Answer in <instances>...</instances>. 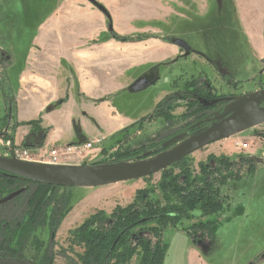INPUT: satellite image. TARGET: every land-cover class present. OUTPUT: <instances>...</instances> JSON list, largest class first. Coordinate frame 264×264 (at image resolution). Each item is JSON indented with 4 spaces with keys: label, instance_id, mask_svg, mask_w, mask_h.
Listing matches in <instances>:
<instances>
[{
    "label": "rangeland",
    "instance_id": "rangeland-1",
    "mask_svg": "<svg viewBox=\"0 0 264 264\" xmlns=\"http://www.w3.org/2000/svg\"><path fill=\"white\" fill-rule=\"evenodd\" d=\"M262 1L248 0L251 9L244 12L242 5L234 0H137L134 11V24L139 29L137 35L131 38L111 29V36L116 34L129 39L136 38L138 41L166 38L171 45V57L163 61L155 59L135 71L140 77L145 71L154 70L159 79L147 89L129 95L132 98L130 111L139 118L129 136L123 135L121 140L110 146L102 145L98 155L76 165L111 163L116 154L123 150L140 148L151 143L152 139H167L171 134V142L177 144L182 139L177 130L184 124V119L192 121L194 115H188L189 111L185 106L181 107V104L180 108H173L179 104L177 101L171 105L168 117H155L154 111L158 102L166 95L177 97L178 92L190 90L188 83L193 78L203 84L206 81L215 88L220 97L235 99L259 91L264 86V47L259 54L254 44L258 48L264 46V19L260 14ZM42 2L43 0H0V25L6 21V12L10 11V16L15 18L24 5L33 6ZM109 26H113L112 21H109ZM174 39H181L193 51L219 63V69L198 56L184 58L185 52L173 44ZM148 44L153 46L155 56L156 52H161L159 47L166 46L157 40ZM217 101L206 100L204 104H215ZM230 104L223 105L215 114L218 117L225 116L231 110ZM116 105L120 110L125 108L120 104ZM3 108L4 104L0 100L1 116V112H5ZM153 113L155 116L151 119L141 120L143 115L147 117ZM1 122L0 118V130L4 127ZM12 132L11 128L5 134L11 135ZM2 139L0 135V155L5 156L6 142ZM237 139L250 143L251 150L238 152L234 148ZM212 148L221 154L219 156L232 159L238 156L253 158L256 163L255 173L223 188V193L229 197V204L220 214L203 217L202 212L197 209L191 213L192 219L182 220L177 228L167 227L163 233L164 241L168 244L164 264H264V124L222 140ZM208 150L210 149H203L189 157V165H192L195 174L199 173L201 163L208 162L209 158L205 157ZM252 152L254 154L249 156ZM161 180L162 172L148 178L106 187L60 190V195L64 193L70 197L71 211L61 221L55 236H51L49 228L46 227L44 230L40 229L35 237H31L23 249L24 256L26 259L37 257L40 260L43 255H47L52 264H81L77 253H82L83 249L71 245L72 232L96 212L111 214L117 207L132 204L138 190L156 189L161 195ZM6 195L0 196V199ZM239 206H243L244 214L219 222V228L211 240L194 244L183 232V229L201 220L227 219ZM18 210L17 202L1 205L0 217L5 224L16 218L21 219L25 208ZM140 261L141 255L136 254L125 264H139Z\"/></svg>",
    "mask_w": 264,
    "mask_h": 264
},
{
    "label": "crops",
    "instance_id": "crops-1",
    "mask_svg": "<svg viewBox=\"0 0 264 264\" xmlns=\"http://www.w3.org/2000/svg\"><path fill=\"white\" fill-rule=\"evenodd\" d=\"M234 1L244 12L251 9L248 0ZM95 4L103 6L110 18ZM262 4L264 19V0ZM136 8L137 0H43L24 5L15 18L6 12L1 25L10 37L5 47L14 61L9 69L18 122L14 144L37 150L103 138L96 156L102 145L129 136L139 122L130 111L135 71L155 59L169 60L172 51L164 37L119 41L111 36L110 19L113 31L137 35ZM155 40L167 46L159 47L156 56L148 44ZM254 46L262 53L264 46ZM212 147L205 148L210 149L205 157L221 155Z\"/></svg>",
    "mask_w": 264,
    "mask_h": 264
},
{
    "label": "trees",
    "instance_id": "trees-1",
    "mask_svg": "<svg viewBox=\"0 0 264 264\" xmlns=\"http://www.w3.org/2000/svg\"><path fill=\"white\" fill-rule=\"evenodd\" d=\"M113 37L119 41L131 40L116 34ZM168 100L177 101L179 98L168 97L164 100V105H161L163 109H155L156 116L153 113L142 120L151 119L153 116L168 117L169 111L165 110ZM174 107H179V104ZM201 109L204 108L195 109L194 113ZM196 124H192L191 129L201 125ZM169 142L171 139H152L148 145L117 153L112 163L135 162L155 157L170 149L173 144L169 145ZM188 160L189 157L162 171L159 184L161 195L156 189L138 190L132 204L117 207L111 214L96 212L77 227L71 234V245L83 249L82 253H77L79 262L125 264L133 256L140 254L139 264H164L168 248L163 237L165 229L177 228L182 220L192 219L191 213L197 209L202 212L203 217L220 214L229 204V197L223 193V188L231 182H239L253 175L256 170L253 158L238 156L232 159L211 155L207 163L199 165L200 171L195 174ZM23 188L26 191L12 200L19 204L18 211L25 208L21 219L16 218L5 224L0 217V258H26L23 249L29 239L46 227L49 228L51 236H55L61 221L72 209L70 197L64 193L59 194L60 190L69 188L33 183L0 171V196H8ZM243 214L244 208L239 206L227 219L201 220L183 229V232L194 244H198L213 238L219 222ZM32 260L40 264H52L47 255H43L40 260L37 257Z\"/></svg>",
    "mask_w": 264,
    "mask_h": 264
},
{
    "label": "water",
    "instance_id": "water-1",
    "mask_svg": "<svg viewBox=\"0 0 264 264\" xmlns=\"http://www.w3.org/2000/svg\"><path fill=\"white\" fill-rule=\"evenodd\" d=\"M108 17L109 14L99 4H95ZM110 18V17H109ZM112 29V27H110ZM173 44L185 50L190 46L181 39ZM156 77L148 74L137 79L129 88L133 93L141 92L155 84ZM264 90L235 98L231 110L223 117L214 118L211 127L196 133L189 139L171 147L167 151L148 159L125 163L95 165H52L39 162L21 161L0 155V171L7 175L20 177L33 183L60 188H99L117 183L136 181L151 177L169 169L197 151L211 144L234 137L264 124ZM169 145L174 144L169 142ZM26 188L15 191L0 199V206L23 194ZM264 258V256H263ZM0 264H39L22 258H0Z\"/></svg>",
    "mask_w": 264,
    "mask_h": 264
},
{
    "label": "flooded vegetation",
    "instance_id": "flooded-vegetation-1",
    "mask_svg": "<svg viewBox=\"0 0 264 264\" xmlns=\"http://www.w3.org/2000/svg\"><path fill=\"white\" fill-rule=\"evenodd\" d=\"M9 38L10 37L7 36V34L3 31L2 25H0V100L4 104L3 110L5 111L4 113H3V111L1 112L2 116L0 115V118L2 119L1 123L4 125L2 130H0V135H2V138H3L2 140L6 142L5 149L7 150L6 155L5 156L2 155V156L7 157V158H9V151L12 149V146H13L14 131L18 127V122L15 120L16 119V99H15V94H14V88H13V85L11 83V79L9 76V69L13 66L14 61H13V55L5 47V44L8 42ZM181 50L183 52H185V54H183L184 58L189 57L191 55L198 56V57L202 58L203 60H205L208 64L213 65L219 69V67H218L219 63L213 62L209 59H206L204 56H202L198 52L193 51L192 49L189 51V53H187L183 49H181ZM182 53L180 54V56H182ZM223 68H225L224 65H223ZM221 70H222V68H221ZM145 74L155 76L156 82L159 79V76L157 75V73L154 70L145 71L143 74L140 75V77H142ZM193 79L194 80H191L192 82L188 83V85L190 86V90L180 91V92H178V96H177L179 98V100H177V103H179L178 108H180V104H181V107L185 106L186 109L189 111L188 115H194V117H195L192 121L184 119V124L182 125V127H180L177 130L178 135L182 136L180 143L189 139L190 137L194 136L196 133H198L200 131H204L205 129L211 127L216 122V121H214V118L216 116L215 113L218 110H221L223 108V105L225 106L227 103H231L233 101L232 100L233 98H231V97L230 98H226V97H222V96L220 97V95L216 94L215 88L210 86L206 81H204V84H203V82L196 81L197 78H193ZM260 90H264V86L262 88H260L259 91ZM167 98L168 97L166 95L165 98L160 100V102H158V104H157L156 109L157 108H159L160 110L163 109L161 105H164V100ZM213 99L218 100V101L215 104H213V103L207 104V105L204 104V102L206 100H213ZM226 99H229V100H226ZM173 103H174L173 100L172 101L168 100L165 103L168 105V107H166V109L164 108L166 110V112L171 109V105ZM191 106H193V108H191ZM200 108H204V109H201V111H199L198 113H194L195 109H200ZM184 115L185 114H183V116ZM144 117H146V116H144ZM144 117H142V118H144ZM142 118H141V120H142ZM143 120H145V119H143ZM195 123H197L196 124L197 126L199 124H201L200 127L191 129V125L192 124L194 125ZM193 125H192V127H193ZM11 128L13 131L12 134L11 135L5 134V133H8ZM171 136H172V134L169 135V137H171ZM169 139H171V138H169ZM177 144H179V143H177ZM177 144L175 143V144L171 145V147H173ZM214 144H216V143H214ZM211 145H213V144H211ZM211 155H209V156H211ZM209 156H208V158H209ZM214 156H216V155H214ZM217 157H220V156H217ZM22 259H26V258H22ZM29 260H32V259H29Z\"/></svg>",
    "mask_w": 264,
    "mask_h": 264
},
{
    "label": "built area",
    "instance_id": "built-area-1",
    "mask_svg": "<svg viewBox=\"0 0 264 264\" xmlns=\"http://www.w3.org/2000/svg\"><path fill=\"white\" fill-rule=\"evenodd\" d=\"M103 138L94 139L85 144L67 145L33 150L20 144H14L9 151V158L27 162H39L52 165H76L87 162L95 156L94 151L101 147ZM251 144L237 139L234 148L241 153L251 150Z\"/></svg>",
    "mask_w": 264,
    "mask_h": 264
}]
</instances>
